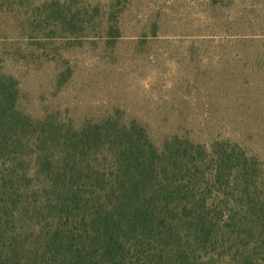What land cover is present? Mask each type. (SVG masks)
I'll return each mask as SVG.
<instances>
[{"label": "trees", "instance_id": "16d2710c", "mask_svg": "<svg viewBox=\"0 0 264 264\" xmlns=\"http://www.w3.org/2000/svg\"><path fill=\"white\" fill-rule=\"evenodd\" d=\"M44 7L45 21L76 34L58 1ZM121 12L108 14L109 46ZM1 63L0 264H264L257 155L181 135L156 145L140 122L118 117L34 120Z\"/></svg>", "mask_w": 264, "mask_h": 264}, {"label": "rangeland", "instance_id": "374dc122", "mask_svg": "<svg viewBox=\"0 0 264 264\" xmlns=\"http://www.w3.org/2000/svg\"><path fill=\"white\" fill-rule=\"evenodd\" d=\"M50 1L76 17L75 35L44 20ZM0 58L34 120H137L156 145L229 140L264 168V0H0Z\"/></svg>", "mask_w": 264, "mask_h": 264}]
</instances>
